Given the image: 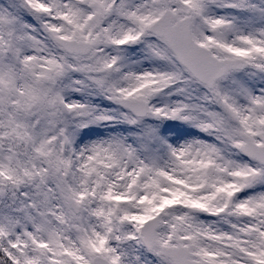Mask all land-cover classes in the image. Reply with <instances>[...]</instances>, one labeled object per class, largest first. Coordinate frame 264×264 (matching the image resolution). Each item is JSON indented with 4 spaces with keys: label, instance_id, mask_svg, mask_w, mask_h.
<instances>
[{
    "label": "snow or ice",
    "instance_id": "1",
    "mask_svg": "<svg viewBox=\"0 0 264 264\" xmlns=\"http://www.w3.org/2000/svg\"><path fill=\"white\" fill-rule=\"evenodd\" d=\"M0 264H264V0H0Z\"/></svg>",
    "mask_w": 264,
    "mask_h": 264
}]
</instances>
